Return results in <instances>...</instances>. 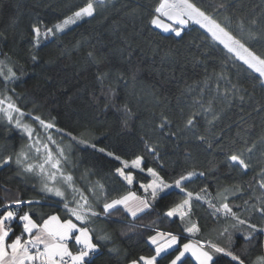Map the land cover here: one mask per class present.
Returning a JSON list of instances; mask_svg holds the SVG:
<instances>
[{"label": "trees", "instance_id": "trees-1", "mask_svg": "<svg viewBox=\"0 0 264 264\" xmlns=\"http://www.w3.org/2000/svg\"><path fill=\"white\" fill-rule=\"evenodd\" d=\"M88 2L0 0V34L6 37L0 39V99L11 97L23 113L21 120L38 134L47 131L34 117L54 125L50 134L64 147L63 166L76 187L65 189L64 197L42 192L40 172L23 171L30 163L27 158L35 162L40 155L34 153L27 133L16 129L14 122L9 126L0 112V205L15 199L33 201V218L41 223L38 217L54 212L64 215L65 203L72 207L74 201L86 199L92 211L99 213V218L82 225L93 230V240L100 245L92 264H129L131 259L152 254L147 237L157 229L180 235L181 245L191 239L220 241L224 226L232 223L223 211L214 214L223 203L241 218L264 225L258 212L264 207V144L260 143L264 112L258 111L264 106V87L258 74L233 62L234 57L199 25L190 22L182 38L155 29L149 21L160 0H104L102 5L91 0L94 17L44 38L45 26L52 27ZM189 2L207 9L217 22L247 41L246 46L264 50V0ZM41 21V43L36 47L29 43L30 25ZM9 68L18 79H4ZM193 116L194 125H187ZM142 140L159 145L158 158L144 151ZM91 144L126 160L143 154L145 167L160 170L158 166L163 165L166 178L187 171L205 173L185 185L193 192L190 216L185 221L165 218L162 202L136 218L122 207L105 218L103 204L118 193H142L137 184L127 186L117 177L118 161L92 149ZM253 145L255 150L249 154L247 149ZM21 151L28 157L17 165ZM240 152L249 165L247 170L233 165L224 154ZM134 171L137 181L144 179L143 173ZM197 194H207L209 199H197ZM180 198L174 192L169 200ZM28 210L25 205L20 214ZM191 223L198 224V232L184 231ZM13 227L19 234V225ZM103 236L109 239L100 240ZM257 238L264 241V234ZM235 243L238 251L244 241L240 238ZM260 254L257 251L252 259ZM186 257L195 264L194 258ZM219 259L229 264L228 257Z\"/></svg>", "mask_w": 264, "mask_h": 264}, {"label": "snow or ice", "instance_id": "snow-or-ice-1", "mask_svg": "<svg viewBox=\"0 0 264 264\" xmlns=\"http://www.w3.org/2000/svg\"><path fill=\"white\" fill-rule=\"evenodd\" d=\"M99 3L102 5L104 0H99ZM95 13L96 8L90 0L85 6L73 12L71 16L58 21L52 27L45 26L43 36L45 39L54 36L56 33L68 29L70 25H75L82 18L94 17ZM13 22L18 23L17 20ZM190 22L204 29L206 35L210 34L217 46H220L222 50L234 57L233 62H240L242 66H246L247 70H252L258 74V78L262 81L261 87H264V50H254L246 46L247 41H244L242 37L237 38L227 26H222L213 15L208 14L207 9L202 10L196 3L189 2V0H160L158 5L154 7L149 21L150 25L162 29L165 33H174L177 38H182L184 27ZM42 23L41 21L30 25L32 38L29 43L36 47H39L41 43ZM0 39H6V37L0 34ZM248 39H253L251 34ZM253 42L257 41L253 40ZM31 59L34 62L36 61L35 56H32ZM0 74H3L2 69H0ZM4 79L15 80L18 77L9 68ZM125 111L127 112L128 109H125ZM258 111L264 112V106ZM0 112H3L9 126L14 122L16 129L27 133L29 138L32 137L33 129L19 118L23 113L11 97L0 99ZM13 113L18 115L14 117ZM33 119L39 121L46 128L54 127L52 123H46L39 116ZM195 119L194 116L189 117L186 121L187 125H194ZM213 119H216L214 114ZM166 125L167 121L165 120L159 126L160 130L163 131ZM168 135L174 136L173 133ZM49 139L51 138L49 137ZM199 139L200 142L204 141V137ZM141 142L145 144L144 151L149 156L158 158V144L150 146L143 140ZM80 143L87 145V141H80ZM260 143L264 144V139ZM88 146L118 161L121 167L115 169L117 177L127 186L137 184L142 193L138 195L136 191L131 190L123 194L118 193L116 198L103 204L105 218L110 216L112 212L119 211L121 206L127 214L136 218L138 214L144 213L145 210H154L162 202H164L166 208V211L163 212L165 218L178 217L181 221H185L190 216L189 210L193 192L188 191L185 185L194 178L203 177L205 173L187 171L186 174L182 172L175 177L166 178V174L162 175V171H165L163 165L158 166L160 170L154 167H145L146 156L143 154L134 155L131 160H126L113 152L106 151L104 148L97 149L96 144ZM44 148L47 153L44 162L39 165L27 163L23 171L31 173L38 167L43 176L42 192L54 194L55 197H64L65 192L60 187L50 186L49 184V181L56 180V172H48L45 175V164H51L53 169L58 170L60 161H53L48 146L44 145ZM254 150L255 145L247 149L249 154ZM36 151L39 152V148ZM229 152H231V149H229ZM224 154L233 165L245 170L248 169L249 165L243 158V152L230 155L228 153ZM24 158L25 154L21 151L17 155L16 164L24 163ZM10 159L11 157L6 158L4 163L7 164ZM134 170L143 173L144 179L137 181ZM63 179L71 184L73 178L71 175H67L63 176ZM174 192H179L181 198L169 200ZM196 198L200 199L199 194ZM32 203L33 201L30 200L15 199L0 205V264H92L94 255L100 252V245L99 242L93 240V230L82 226L91 223L92 217L99 218V213L92 211V205L86 199L83 203L79 200L74 201L72 207L65 203L62 210L64 215H61L60 212H54L48 214L46 218L40 216L38 219L42 222L38 223L37 219L33 218L35 213L30 207ZM25 205L29 206V210L24 211L21 215L20 209ZM221 211H223L226 218L230 217L232 219V223L224 226L220 233L222 238L220 241L193 242L189 240L181 245L178 234L157 229L154 235L147 237V242L152 246V254L131 259L129 264H161V261H166V264H191V260L186 257L188 253L191 254V258H194L195 264H221L219 259L221 256L228 257L229 264H264V241L257 238L259 235L264 234V225L251 223L249 218H241L228 203H223L220 208H215L214 214H219ZM258 212L264 218V207H261ZM14 223L20 227L19 234L13 227ZM132 227H135V225H132ZM184 231L196 233L199 231L198 224L191 223V226L186 227ZM236 233H240V236L237 237ZM240 238L243 239L244 244L237 251L235 241ZM99 239L108 240L109 237L103 236ZM70 242L77 246V251L73 252L70 249ZM257 251L261 254L252 259ZM173 252L176 255L173 256Z\"/></svg>", "mask_w": 264, "mask_h": 264}, {"label": "rangeland", "instance_id": "rangeland-1", "mask_svg": "<svg viewBox=\"0 0 264 264\" xmlns=\"http://www.w3.org/2000/svg\"><path fill=\"white\" fill-rule=\"evenodd\" d=\"M71 16V15H70ZM86 18V17H85ZM84 18H82L81 20H83ZM80 20V21H81ZM79 22V21H78ZM73 26V25H70L69 28ZM67 30V29H65ZM64 30V31H65ZM60 33V32H58ZM18 114L17 113H13V116L16 117ZM19 118L21 119L22 116H19ZM23 122V120H22ZM24 123V122H23ZM43 126V125H42ZM31 127V126H30ZM32 128V127H31ZM43 128L47 131V134H38L37 132H34L33 130V135L32 137L30 138V145L31 147L34 149V153L36 155H40V157H38L39 159L35 160V162H31V157L30 158H27L28 155L25 157V159H29V162L30 163H35L34 165H39L40 163H43L44 162V157L47 155L46 151H45V148H44V145H47L48 146V149L51 151L52 153V157H53V161L55 160H59L60 161V165H59V169H53L51 164H45V175L48 173V172H56V180L55 181H49V184L50 186H56V187H60L62 191H64L65 189H70V190H74L75 187V183H74V180L72 179V182L71 184H69L68 182H66L64 179H63V176H67V175H71L69 174L68 172H66L64 166H63V157L61 155H64V147L61 146L59 143H57L56 141H53L52 139V136L50 134V131H49V128H46L43 126ZM33 129V128H32ZM49 137L51 139H49ZM52 141V142H51ZM54 143V144H53ZM39 148V152L36 151V149ZM63 150V151H61ZM24 159V160H25ZM34 171H38L40 172L39 168H35ZM41 174V173H40ZM72 176V175H71ZM43 177V176H42ZM73 178V177H72ZM199 196L203 199H206L208 200V196L207 194H199ZM194 200L192 199V202H191V206L193 204ZM180 236V235H179Z\"/></svg>", "mask_w": 264, "mask_h": 264}, {"label": "crops", "instance_id": "crops-1", "mask_svg": "<svg viewBox=\"0 0 264 264\" xmlns=\"http://www.w3.org/2000/svg\"><path fill=\"white\" fill-rule=\"evenodd\" d=\"M122 207V206H121ZM130 215V214H129ZM191 241H193V242H196L197 240H194V239H191ZM71 243H73V242H71ZM69 244V247H70V249L73 251V252H75V251H77V249H76V245L73 243V245L72 244ZM187 255H190L191 256V254L190 253H188V254H186V256Z\"/></svg>", "mask_w": 264, "mask_h": 264}, {"label": "water", "instance_id": "water-1", "mask_svg": "<svg viewBox=\"0 0 264 264\" xmlns=\"http://www.w3.org/2000/svg\"><path fill=\"white\" fill-rule=\"evenodd\" d=\"M190 25V23L188 24V25H186L185 27H184V29H186L188 26ZM154 27V26H153ZM155 28V27H154ZM155 29H157L158 31H160L162 34H164V35H171V34H174V33H171V32H168V33H165V32H163V30L162 29H158V28H155Z\"/></svg>", "mask_w": 264, "mask_h": 264}]
</instances>
